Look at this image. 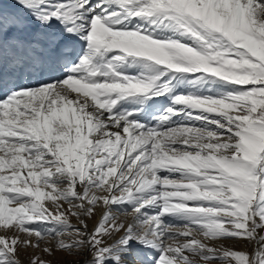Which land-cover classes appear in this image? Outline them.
<instances>
[{"label": "snow or ice", "instance_id": "snow-or-ice-1", "mask_svg": "<svg viewBox=\"0 0 264 264\" xmlns=\"http://www.w3.org/2000/svg\"><path fill=\"white\" fill-rule=\"evenodd\" d=\"M264 264V0H0V264Z\"/></svg>", "mask_w": 264, "mask_h": 264}, {"label": "rangeland", "instance_id": "rangeland-1", "mask_svg": "<svg viewBox=\"0 0 264 264\" xmlns=\"http://www.w3.org/2000/svg\"><path fill=\"white\" fill-rule=\"evenodd\" d=\"M32 254V249H28L27 251H22L20 254V259L22 264H29V257ZM42 258L50 261L51 264H72L77 258L73 256H69L66 253L55 251L52 255L42 254Z\"/></svg>", "mask_w": 264, "mask_h": 264}]
</instances>
